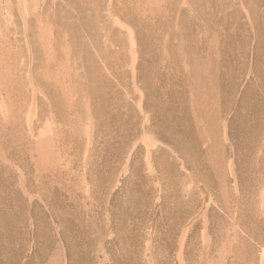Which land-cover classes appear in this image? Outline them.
Returning a JSON list of instances; mask_svg holds the SVG:
<instances>
[{
  "label": "rangeland",
  "instance_id": "1",
  "mask_svg": "<svg viewBox=\"0 0 264 264\" xmlns=\"http://www.w3.org/2000/svg\"><path fill=\"white\" fill-rule=\"evenodd\" d=\"M0 264H264V0H0Z\"/></svg>",
  "mask_w": 264,
  "mask_h": 264
}]
</instances>
